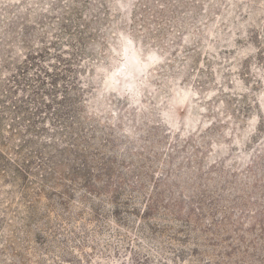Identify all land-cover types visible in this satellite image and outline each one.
<instances>
[{
  "label": "rangeland",
  "instance_id": "374dc122",
  "mask_svg": "<svg viewBox=\"0 0 264 264\" xmlns=\"http://www.w3.org/2000/svg\"><path fill=\"white\" fill-rule=\"evenodd\" d=\"M1 155L0 264H264V0H0Z\"/></svg>",
  "mask_w": 264,
  "mask_h": 264
},
{
  "label": "trees",
  "instance_id": "16d2710c",
  "mask_svg": "<svg viewBox=\"0 0 264 264\" xmlns=\"http://www.w3.org/2000/svg\"><path fill=\"white\" fill-rule=\"evenodd\" d=\"M104 90H107V88L104 87ZM0 159L4 160V156L1 155ZM19 161L20 163L14 161L11 164L4 166L2 169L0 166V169L4 171L5 168L7 169L11 166L14 177L23 182V184L20 186L22 188L20 189V196L24 204H26L24 209L27 215L23 220L26 221L25 227H30L31 223H34L35 220L41 219L39 216L43 215V213L39 211L40 209L37 208L41 197H46L48 200H50V196L47 197V193H45L46 190L54 188H58V190H60V195L57 196V203L61 208L64 207V202H66V199H71L70 192L62 184V180L67 179V174L63 171V169H65L67 165L63 163L62 160H58V162H50L51 165L48 166V171L42 169V174H40V176L38 177V175L32 173L31 169L26 166L24 161H21V159ZM29 177H34V179L38 181H29ZM55 177H62V180H59ZM35 184L39 185L37 189L38 191L32 193L35 190ZM89 193H91V191H89ZM32 194H34L35 196H33ZM54 206V204L46 206L45 213L51 211ZM46 224H48V222H46Z\"/></svg>",
  "mask_w": 264,
  "mask_h": 264
}]
</instances>
